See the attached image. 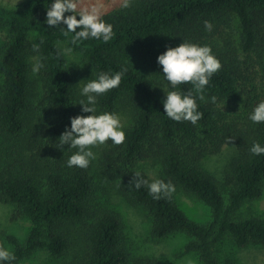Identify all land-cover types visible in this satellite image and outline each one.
<instances>
[{
    "label": "trees",
    "instance_id": "trees-1",
    "mask_svg": "<svg viewBox=\"0 0 264 264\" xmlns=\"http://www.w3.org/2000/svg\"><path fill=\"white\" fill-rule=\"evenodd\" d=\"M48 2L0 6V203L13 206L11 221L30 223L23 243L0 230V244L16 255L13 264L38 251L61 264H162L128 248L120 217L96 195L89 168H69L75 149L56 148L69 118L88 115L75 105L80 86L66 57L58 55L64 45L80 56L87 79L127 68L119 87L97 101L99 110L127 117L125 141L101 145L98 162L119 196L145 210L152 238L186 235L183 251L196 254L201 264H233L215 255L226 237L239 248L264 245V217L234 219L244 203L260 198L264 184V155L249 151L253 141L264 144V122L248 119L264 100V0H129L127 8L121 3L101 13L113 25L110 41L76 44L44 23ZM185 40L210 45L221 62L204 100H197L203 115L195 125L167 118L157 88V55ZM33 43L40 44L44 62L39 73L32 72ZM191 87L179 85L182 91ZM228 141L236 157L219 184L202 160ZM139 163L159 165V178L206 206L210 220L188 218L174 193L155 200L145 186L133 187Z\"/></svg>",
    "mask_w": 264,
    "mask_h": 264
},
{
    "label": "clouds",
    "instance_id": "clouds-1",
    "mask_svg": "<svg viewBox=\"0 0 264 264\" xmlns=\"http://www.w3.org/2000/svg\"><path fill=\"white\" fill-rule=\"evenodd\" d=\"M121 6L127 8L129 0H122ZM44 23L59 29L64 36L70 35L71 44L86 40L108 42L113 36V25L103 19L100 6L95 3L85 5L81 0H49ZM203 24L206 31L212 30L213 24L210 21L205 20ZM31 48L35 53L32 57V72L39 73L44 68L39 52L40 44L33 43ZM58 55L66 56L69 65L78 63L73 55V48L69 45L62 46ZM156 62L161 66L157 88L164 93V115L176 122L188 121L193 125L197 124L203 115L198 110L197 100H204L206 86L209 85L213 74L220 70L219 58L213 53L210 45L185 40L175 47H167L157 55ZM126 72L125 67L115 72L109 69L97 72L94 79L82 80L86 82L79 87V98L75 105L80 106L81 113L88 115L78 114L70 117V126H66L56 140L58 150L65 146L69 150L75 149L66 161L69 168L86 169L96 158L94 147L104 145L108 141L114 145L125 141L121 115L115 111L99 110L97 101L110 90L118 88ZM184 83L191 84V89L182 91L179 85ZM210 100L215 102L216 97L212 96ZM248 119L253 123L264 122V100H260L253 107ZM249 151L255 156L264 155V144L253 141ZM130 183L136 189L145 186L155 200L170 197L176 190L170 180H149L139 171L133 173ZM15 260V253L0 244V264H13Z\"/></svg>",
    "mask_w": 264,
    "mask_h": 264
},
{
    "label": "rangeland",
    "instance_id": "rangeland-1",
    "mask_svg": "<svg viewBox=\"0 0 264 264\" xmlns=\"http://www.w3.org/2000/svg\"><path fill=\"white\" fill-rule=\"evenodd\" d=\"M22 1L0 0V6L9 8L20 4ZM81 3L85 5L95 3L100 6L101 13H103L119 6L122 0H81ZM73 55L78 63L70 65L75 75H77L78 81H81L79 83L81 87L85 83L82 80H86L89 76L80 56L75 53ZM66 59L68 61L67 57ZM68 63L70 62L68 61ZM119 114L125 126L127 117L121 112ZM100 148L101 145L93 148L96 158L90 162L88 168L94 182L96 195L118 213L128 248L137 256L155 259L162 264H201L196 254L183 251V246L188 241L186 235L176 233L161 240L152 238L150 235L151 222L145 210L127 204L113 188L108 175L100 167L98 162ZM221 148L220 153L205 157L202 160L203 170L219 184L222 183L224 176L229 173L230 164L236 157V150L231 142H226ZM137 171L143 172L152 178L161 176V169L157 164L139 163ZM174 195L179 208L184 211L188 218L202 223L210 220V212L206 206L180 191H175ZM12 210V205L0 203V230L14 236L18 242L23 243L30 230V223L25 218L11 221ZM248 217H264V184L260 198L244 203L234 215V219ZM6 246L11 249L10 245L7 244ZM215 255L220 261L230 259L233 264H264V245L250 244L239 248L226 237L217 245ZM60 262L61 260L55 259L48 252L38 251L21 264H61Z\"/></svg>",
    "mask_w": 264,
    "mask_h": 264
}]
</instances>
